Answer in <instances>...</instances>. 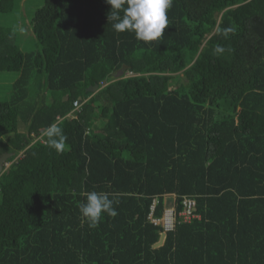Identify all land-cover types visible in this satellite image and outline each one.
<instances>
[{
	"label": "trees",
	"instance_id": "16d2710c",
	"mask_svg": "<svg viewBox=\"0 0 264 264\" xmlns=\"http://www.w3.org/2000/svg\"><path fill=\"white\" fill-rule=\"evenodd\" d=\"M111 10L44 0L32 51L0 24V71L19 73L0 100V157L13 153L0 264H264V0H173L150 42L116 32ZM53 123L62 153L47 146ZM92 191L118 201L94 228L80 212ZM185 197L198 217L177 213L169 231L150 219L155 200L162 218Z\"/></svg>",
	"mask_w": 264,
	"mask_h": 264
},
{
	"label": "clouds",
	"instance_id": "9594fccd",
	"mask_svg": "<svg viewBox=\"0 0 264 264\" xmlns=\"http://www.w3.org/2000/svg\"><path fill=\"white\" fill-rule=\"evenodd\" d=\"M106 2L111 5L109 20L114 22L112 26L116 32H134L138 40L150 42L160 39L165 29L169 27L168 10L172 7L173 0H106ZM235 32L236 29L229 26L224 28L221 34L227 39ZM226 51L223 45L217 44L213 54L219 56ZM44 136L47 137L48 147L58 153L65 150L67 136L58 123L49 125ZM84 195L86 202L80 204V212L88 221L89 227H97L103 213L113 218L118 215L114 207L118 201L111 199L108 194L92 191Z\"/></svg>",
	"mask_w": 264,
	"mask_h": 264
},
{
	"label": "rangeland",
	"instance_id": "374dc122",
	"mask_svg": "<svg viewBox=\"0 0 264 264\" xmlns=\"http://www.w3.org/2000/svg\"><path fill=\"white\" fill-rule=\"evenodd\" d=\"M43 4L44 0H22L17 4L14 12L3 13L0 11V24L5 26L13 25L18 43L25 51L36 50L38 47L33 30L26 24H30L36 10ZM18 75L19 73L17 72L0 71V100L9 98ZM24 129L25 125L21 123V130ZM10 164L11 162H8V165Z\"/></svg>",
	"mask_w": 264,
	"mask_h": 264
},
{
	"label": "built area",
	"instance_id": "2783aa9c",
	"mask_svg": "<svg viewBox=\"0 0 264 264\" xmlns=\"http://www.w3.org/2000/svg\"><path fill=\"white\" fill-rule=\"evenodd\" d=\"M156 203L157 201L155 200L149 217L156 224L163 222L165 226V231H169L175 228L177 213L182 215L186 221H191L194 217L199 216L195 212L196 200L191 197L184 198L183 200L184 209L183 210H181L180 212H177L176 206H171L165 210V214L162 218L156 217L154 215V212L156 209Z\"/></svg>",
	"mask_w": 264,
	"mask_h": 264
},
{
	"label": "water",
	"instance_id": "95a60500",
	"mask_svg": "<svg viewBox=\"0 0 264 264\" xmlns=\"http://www.w3.org/2000/svg\"><path fill=\"white\" fill-rule=\"evenodd\" d=\"M100 89V84L99 83H96L92 86L89 87V90L95 92L97 90ZM83 102V100L79 99L76 101V104L79 105ZM13 155L12 152H5L3 153V155L0 157V176L1 174L3 173L4 169H5V164L7 163V160ZM165 237H166V233L164 232L162 234V237H161V240L160 242L157 244V245H161L163 244L164 240H165Z\"/></svg>",
	"mask_w": 264,
	"mask_h": 264
}]
</instances>
